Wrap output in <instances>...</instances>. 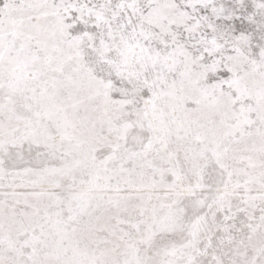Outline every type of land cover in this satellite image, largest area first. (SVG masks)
<instances>
[{
  "label": "snow or ice",
  "instance_id": "6c2138e0",
  "mask_svg": "<svg viewBox=\"0 0 264 264\" xmlns=\"http://www.w3.org/2000/svg\"><path fill=\"white\" fill-rule=\"evenodd\" d=\"M0 264H264V0H0Z\"/></svg>",
  "mask_w": 264,
  "mask_h": 264
}]
</instances>
